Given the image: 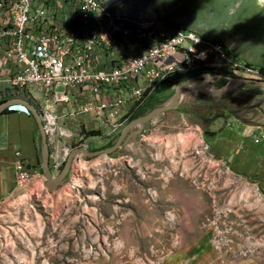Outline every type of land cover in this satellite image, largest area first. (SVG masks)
I'll use <instances>...</instances> for the list:
<instances>
[{
    "label": "rangeland",
    "instance_id": "obj_1",
    "mask_svg": "<svg viewBox=\"0 0 264 264\" xmlns=\"http://www.w3.org/2000/svg\"><path fill=\"white\" fill-rule=\"evenodd\" d=\"M105 1L116 15L140 18L160 30L184 27L217 40L237 60L264 70V0ZM203 96L199 92L192 97L185 95L177 108L188 115V124L197 125L204 134L218 131L230 119L264 125V89L260 85H241L219 98L205 96L208 101L196 104ZM170 98L160 100L156 106ZM176 110L152 119L146 129L165 125L166 121L177 123L176 117H168ZM140 142L114 152L113 157L122 158L112 165H106V155L89 161L78 155L82 160L78 163L73 158L63 185L53 193L42 184L29 190L30 181L18 197L0 202V264H117L116 230L130 209L118 200L120 187L135 182L138 188H145L147 181L152 182L147 179V168L152 167L144 151L147 145ZM74 147L85 148L76 139L67 153ZM132 166L139 175L130 169ZM197 169L198 183L214 180L216 202L202 221L215 230L213 240L220 254L217 264H264V196L251 182L246 180L244 184L225 170L215 173L204 167ZM42 178L45 181L44 175ZM72 181L79 187L67 190ZM52 195L76 198L74 203L66 197L57 202ZM169 237L166 233L159 235L158 242L167 244Z\"/></svg>",
    "mask_w": 264,
    "mask_h": 264
},
{
    "label": "built area",
    "instance_id": "obj_2",
    "mask_svg": "<svg viewBox=\"0 0 264 264\" xmlns=\"http://www.w3.org/2000/svg\"><path fill=\"white\" fill-rule=\"evenodd\" d=\"M2 69L11 72L10 99L38 110L49 145L69 136L57 125L60 104L72 107L71 117L119 121L124 107H142L172 78L197 76L214 90L235 78L264 82L263 70L237 60L220 42L116 15L105 0H0ZM8 111L30 114L20 105ZM49 148L57 176L68 153ZM14 157V185L23 189L36 172L18 150Z\"/></svg>",
    "mask_w": 264,
    "mask_h": 264
},
{
    "label": "crops",
    "instance_id": "obj_3",
    "mask_svg": "<svg viewBox=\"0 0 264 264\" xmlns=\"http://www.w3.org/2000/svg\"><path fill=\"white\" fill-rule=\"evenodd\" d=\"M10 75V70H0V103L10 100ZM178 82V79L172 78L160 86L150 97L154 104L170 98ZM71 109L69 104H60L56 108L57 125L69 133V136L49 145L58 151L68 150L76 139L81 140L87 150L104 148L112 142L128 114L132 113L126 106L122 113H128L121 120L105 121L95 115L71 117ZM176 109V114L168 117H176L177 123L166 121L165 125L151 130L146 129L149 122L138 125L128 132L124 145L118 149H125L138 141L145 143V155L152 165L147 168V179L152 182L147 181L145 188H138L135 182L133 186L122 184L120 187L118 200L130 209L121 217L116 230L117 264L218 263V244L213 240L215 230L202 221L203 215L212 210L216 202L212 191L214 180L206 179L204 183H198L195 179L198 167L214 170L215 173L225 170L242 179L244 184L246 180L251 182L264 196V125L230 119L218 131L204 134L197 125L187 123L188 115L181 113L180 108ZM9 112L0 114V202L18 197V192L22 190L14 185L15 150L36 172L27 186L29 190L45 182L41 169L42 144L35 119L31 114L20 111ZM90 131L99 132V136L86 137L85 133ZM106 156V165L122 158L112 154ZM78 157L75 155L74 161L79 163L82 159ZM91 158L95 157H83L88 161ZM130 169L137 171L135 166ZM78 185L72 181L66 189L72 190ZM52 197L57 202L68 198L71 203L76 198L74 195ZM85 197L82 198V208ZM118 200L116 203H119ZM163 204L167 207L165 210L162 209ZM64 209L67 211V208ZM164 233L170 237L169 242L163 245L158 242V236ZM144 241H147L146 245H142Z\"/></svg>",
    "mask_w": 264,
    "mask_h": 264
},
{
    "label": "water",
    "instance_id": "obj_4",
    "mask_svg": "<svg viewBox=\"0 0 264 264\" xmlns=\"http://www.w3.org/2000/svg\"><path fill=\"white\" fill-rule=\"evenodd\" d=\"M245 84H255V85H260L264 89V82L260 81H254V80H249V79H243V78H235L233 79L230 83L224 85L220 89H212L209 85L205 84L199 77H190L184 80L183 82L177 84L175 87V90L173 94L171 95V98L169 101L165 104L156 106L155 108L151 109L144 115L131 120L128 122L126 125H124L120 131L119 135L116 138L115 142L108 148H103V149H98V150H87L84 147H74L72 148L65 159V162L59 172V174L54 177L53 173L50 170L49 166V156H50V148L49 144L47 141V136L45 134V131L43 129V125L41 122L40 114L38 110L26 102L23 99H10L6 100L2 103H0V114L4 110H8L9 107L20 105L23 106L28 110V112L33 116L35 119V122L38 126L39 130V135L41 138V144H42V149H41V169L45 178L44 182V187L49 191L52 192L56 190L58 186L61 185L63 180L66 178V176L69 173V169L71 167L72 160L75 155H82L84 158L88 157H96L99 155H111L114 152H116L119 148H121L126 139H127V134L130 132L131 129L138 125H142L145 123H148L152 119L156 118L160 114L174 110L177 107H179L182 103V93L186 92L189 94V96H193L196 92L201 93L204 96H207L209 98H219L224 96L225 94L237 89L241 85ZM191 87L194 89V91L191 89Z\"/></svg>",
    "mask_w": 264,
    "mask_h": 264
},
{
    "label": "trees",
    "instance_id": "obj_5",
    "mask_svg": "<svg viewBox=\"0 0 264 264\" xmlns=\"http://www.w3.org/2000/svg\"><path fill=\"white\" fill-rule=\"evenodd\" d=\"M216 41H217V40H216ZM261 70H263V69H261ZM263 71H264V70H263ZM186 79H187V78H184L182 81H180V82H178V83H181V82H183V81L186 80ZM208 99H209V98L203 96V98H201V99H199V100H197V101H195V102H196V104H199V103H200L201 101H203V100H204L205 102L208 101ZM1 103H2V102H1ZM154 106H156V104H154V102H153V101L151 100V98H150V100L146 101V103H145L142 107L133 110L132 113L130 114V116L128 117V119L126 120V122L128 123V122H130L131 120L136 119V118H138V117L144 115L145 112L147 113L148 110L155 108ZM2 113H10V112H9L8 110H4ZM2 113H1V114H2ZM118 135H119V133L117 134L116 138L118 137ZM85 136H86V137L99 136V132H97V131L86 132V133H85ZM116 138H115V140H116ZM115 140L112 141V142H109L104 148H108V147H110V146L115 142ZM102 149H103V148H102ZM97 150H98V149H97Z\"/></svg>",
    "mask_w": 264,
    "mask_h": 264
},
{
    "label": "bare ground",
    "instance_id": "obj_6",
    "mask_svg": "<svg viewBox=\"0 0 264 264\" xmlns=\"http://www.w3.org/2000/svg\"><path fill=\"white\" fill-rule=\"evenodd\" d=\"M185 95H186V96H189V94H188V93H186V92H183V93H182V96H185Z\"/></svg>",
    "mask_w": 264,
    "mask_h": 264
}]
</instances>
